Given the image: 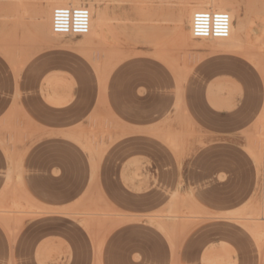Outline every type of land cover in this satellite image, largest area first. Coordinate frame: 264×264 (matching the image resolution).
Instances as JSON below:
<instances>
[{
    "label": "rangeland",
    "instance_id": "374dc122",
    "mask_svg": "<svg viewBox=\"0 0 264 264\" xmlns=\"http://www.w3.org/2000/svg\"><path fill=\"white\" fill-rule=\"evenodd\" d=\"M20 1L0 0V264H39L41 245L44 264H202L210 246L227 247L228 264H264V229L245 227L264 224V0H227L234 24L262 19L263 44L245 37L232 52L186 34L199 0H80L107 16L88 44L41 32L52 0ZM46 50L66 71L43 78L40 95L81 122L61 133L58 159L31 164L50 138L23 105V79ZM119 214L139 219L116 225ZM216 231L243 240L216 243Z\"/></svg>",
    "mask_w": 264,
    "mask_h": 264
},
{
    "label": "crops",
    "instance_id": "0c3cea01",
    "mask_svg": "<svg viewBox=\"0 0 264 264\" xmlns=\"http://www.w3.org/2000/svg\"><path fill=\"white\" fill-rule=\"evenodd\" d=\"M232 52V51H229ZM61 54V52L54 51V50H46L41 55V60L36 63V66L38 68L39 72H35L33 75H25L23 82L25 84V91L30 90L31 95L27 96L24 99L23 105L28 106L31 111V118L35 126L43 127L44 133L46 137L50 138V144H48L46 147V150L42 151L41 148L38 150L31 151V156L29 158V162L37 163L38 156L40 154H46L50 157L51 161L52 156L56 155V159H58L57 156L59 154H63V151L59 149L58 139L61 137V133H67V129L75 124L80 123L81 121L79 119H73L72 117L68 116L66 113V108L71 105V103H65L64 101H57L55 103H48L44 101V99L40 95V84L45 77H51L53 75H56L58 71L64 72L66 71L65 66H59L57 62V57ZM18 57H19V68H21V40H19L18 44ZM80 64V62H78ZM28 85V88L26 87ZM19 91L21 93V72L19 74ZM210 102L213 106H216L219 109L224 108V104L222 101H219L218 104L216 101H214L213 98H210ZM57 104V105H56ZM133 126H138V124H132ZM142 131V128H131V132H137ZM90 146V145H89ZM61 160H65L64 158ZM57 161V160H56ZM3 162L0 161V168ZM56 185L58 187L62 182L60 181V177H54L53 182H51V185ZM81 182H78L77 185H81ZM73 193V190L65 191L63 195H68ZM55 194L58 195V191H55ZM55 200H58V198H55ZM123 217V221L116 223V225H121L126 222H132L139 219L137 215H125V214H119ZM183 224V225H182ZM187 224V223H185ZM184 223L178 224V228L185 227ZM176 227V228H177ZM246 229L253 234V232L245 225ZM85 228L89 231V225H85ZM173 230L174 227H170ZM171 232V230H170ZM216 235V243H223V244H232V240L236 239L238 242H242L241 237L232 236L235 235L233 232L230 231H216L215 233H210ZM254 235V234H253ZM168 242L170 244L171 252L172 254L175 253L173 247H172V240L171 238L168 239ZM44 245L39 246L35 252V258L38 261L39 264H44L43 258H44V252H43ZM3 247L0 245V255L3 254L2 252ZM18 253L21 254V246L18 245ZM229 253V249L227 247H223L222 249L218 250L214 246H210L209 248H206L202 255L200 256L202 264H228L227 261V254ZM247 255H250L249 251L245 252ZM196 254V249L194 250L193 257ZM99 257V256H98ZM21 264V263H20Z\"/></svg>",
    "mask_w": 264,
    "mask_h": 264
},
{
    "label": "bare ground",
    "instance_id": "6f19581e",
    "mask_svg": "<svg viewBox=\"0 0 264 264\" xmlns=\"http://www.w3.org/2000/svg\"><path fill=\"white\" fill-rule=\"evenodd\" d=\"M22 1V0H21ZM20 1V2H21ZM236 1V0H235ZM24 2V1H23ZM237 2V1H236ZM22 5V2L20 3ZM25 4V3H23ZM51 6L48 9V11L45 14L44 19L41 18L40 23L39 24V28L41 30V32L46 35V36H52V37H58L60 36L59 34H55L52 32L51 30V12L52 9L56 6H83L82 2L80 0H52L51 3H49ZM152 5V4H151ZM235 5V4H234ZM232 2H227V0H199V5H197L195 7L196 10L198 9H205V10H219V11H224V10H228L226 11L229 16H230V33L229 35H231L229 38L226 39H217L216 41L219 43H224L225 49L227 51H235L236 48H238V46H241L240 44L242 43L243 39L245 37H247V41L250 42L251 46L257 42L256 44L258 45H262L263 43L261 42L260 39V32L262 29V19L260 16H255V19H251L250 22L248 24L245 23L244 18H241L240 16L237 17L236 19V23L234 24L232 21L233 15L236 14L238 11L236 10V8L234 7ZM20 6V5H19ZM23 6V5H22ZM21 6V8H22ZM90 7L89 12H90V30L87 34L82 35L85 39V42L88 43H93L94 39H99L101 37H103L104 39V35L106 31V19L107 16L103 11H98L95 12L96 17L94 18L92 16V12H91V5H89ZM170 9V7H167ZM23 9H25L23 7ZM161 11V10H160ZM168 12V11H167ZM179 12V11H178ZM194 11H192L189 15H188V26L189 29L186 32V34L189 37H192L191 32H190V24H191V16L192 13ZM43 14V13H42ZM168 14H170L168 12ZM185 14V13H183ZM171 15H174L171 14ZM171 15H168L169 17H171ZM187 15V14H186ZM36 16V15H35ZM38 16V15H37ZM184 15H182L181 13H178L177 16L175 17V19H173L174 21L177 22L178 26H177V30H182V21H183V17ZM41 17V14H40ZM158 17V16H157ZM154 18V17H153ZM164 18V17H163ZM162 18V19H163ZM168 18V17H167ZM173 18V17H171ZM250 18V17H249ZM169 19V18H168ZM164 21H167V19H163ZM172 21V19H171ZM173 21V22H174ZM174 22V23H176ZM248 30V31H247ZM181 33V32H180ZM183 35V34H182ZM183 39V38H182ZM210 40V39H209ZM245 40V39H244ZM104 41V40H103ZM48 43V42H47ZM108 43V42H107ZM86 44V45H87ZM49 46H52V43H48ZM222 45V44H220ZM254 46V45H253ZM257 46V45H256ZM254 48V47H253ZM8 51V50H7ZM239 51V50H238ZM86 52V51H85ZM258 57H261L262 59H264V56L262 55H257ZM165 57V56H164ZM164 59V58H162ZM171 59V58H170ZM172 60V59H171ZM255 149V148H254ZM253 149V151L255 152V150ZM105 214V213H104ZM103 214V216H105ZM123 217L120 216L117 219H115L116 223H119L121 221H123ZM106 218L102 219V223L106 222ZM115 223V224H116ZM181 224V223H180ZM185 224V223H184ZM165 223L163 224V227L165 230L170 231L171 228L169 226L166 227ZM183 225V224H182ZM187 224H185L186 227ZM247 227H249V229L253 232V234L256 236L257 234H259L263 229H264V224H260V223H256V222H249L247 224H245ZM189 229V228H188ZM186 230V229H185ZM186 232V231H185ZM184 233V232H182ZM183 235V234H182ZM174 237V236H173Z\"/></svg>",
    "mask_w": 264,
    "mask_h": 264
},
{
    "label": "built area",
    "instance_id": "2783aa9c",
    "mask_svg": "<svg viewBox=\"0 0 264 264\" xmlns=\"http://www.w3.org/2000/svg\"><path fill=\"white\" fill-rule=\"evenodd\" d=\"M230 24V16L226 11L198 9L192 13L190 32L194 39H225L230 33ZM51 30L64 37L87 34L90 30L89 9L86 6L54 7L51 12Z\"/></svg>",
    "mask_w": 264,
    "mask_h": 264
},
{
    "label": "clouds",
    "instance_id": "9594fccd",
    "mask_svg": "<svg viewBox=\"0 0 264 264\" xmlns=\"http://www.w3.org/2000/svg\"><path fill=\"white\" fill-rule=\"evenodd\" d=\"M224 19H225V21H227V20H228V17H227V15H225V16H224ZM224 34H225V35H227V32H225Z\"/></svg>",
    "mask_w": 264,
    "mask_h": 264
}]
</instances>
